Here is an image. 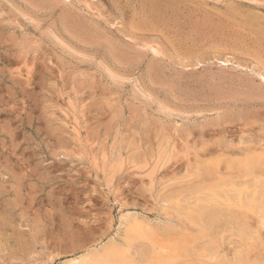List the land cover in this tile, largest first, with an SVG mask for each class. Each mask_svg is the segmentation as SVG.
<instances>
[{
	"label": "rangeland",
	"instance_id": "rangeland-1",
	"mask_svg": "<svg viewBox=\"0 0 264 264\" xmlns=\"http://www.w3.org/2000/svg\"><path fill=\"white\" fill-rule=\"evenodd\" d=\"M246 188L264 0H0V264H264Z\"/></svg>",
	"mask_w": 264,
	"mask_h": 264
},
{
	"label": "bare ground",
	"instance_id": "bare-ground-1",
	"mask_svg": "<svg viewBox=\"0 0 264 264\" xmlns=\"http://www.w3.org/2000/svg\"><path fill=\"white\" fill-rule=\"evenodd\" d=\"M243 175V174H242ZM220 192V191H219ZM252 192L254 193V195L252 194ZM212 193H213V191H212ZM225 197H226V199L224 200V201H226V205L225 206H228V205H234V206H237V205H239V203L241 204V205H246V202H249L250 204H254V203H256V207H257V210L259 211V212H261L262 211V213L264 214V189H262V190H253V191H250L248 188H246V189H244V190H241V193L240 192H237V194L236 195H232V196H230L229 194H223ZM222 195V196H223ZM236 197H238V199H239V201H238V203H236ZM219 198H221V196H219V194L217 193V194H213V195H211V199H215V201H219ZM224 198V197H223ZM196 200H199V199H196ZM234 202H233V201ZM259 201V202H258ZM193 202V201H192ZM195 202V201H194ZM193 202V203H194ZM198 202V201H197ZM206 202V201H205ZM214 202V201H213ZM191 204V203H190ZM207 204V203H206ZM210 204V206L211 207H213L212 205H211V203H209ZM250 204H249V206H250ZM183 205V204H182ZM253 206H255V205H253ZM186 207V206H185ZM201 207V206H200ZM202 207H204L203 205H202ZM215 207V206H214ZM255 207V208H256ZM188 208V207H187ZM246 208H249L248 206L246 207ZM218 208L216 207V209H215V212H216V210H217ZM193 210V209H192ZM197 210V209H196ZM195 210V211H196ZM199 210V209H198ZM202 210V209H201ZM205 210V209H204ZM213 210V209H212ZM223 210V209H222ZM245 210V209H244ZM251 210V209H250ZM218 211V210H217ZM226 211V210H225ZM256 211V210H255ZM198 212V211H197ZM203 212V211H202ZM201 212V213H202ZM228 212V211H227ZM230 212H232V211H230ZM200 213V212H199ZM206 213H207V211H206ZM205 213V214H206ZM225 213V212H224ZM232 213H234V212H232ZM204 214V213H203ZM239 214V213H238ZM233 215V214H232ZM234 215H235V213H234ZM257 215V214H256ZM202 216H204V215H202L201 214V217ZM238 216V215H237ZM236 216V217H237ZM221 218V217H220ZM223 218V217H222ZM235 218V217H234ZM244 218V217H243ZM216 219V218H215ZM237 219V218H236ZM235 220V219H234ZM240 221V220H239ZM212 224H214V221L213 220H211L210 221ZM221 223V222H220ZM231 223V222H230ZM233 224H234V222H232ZM239 224V223H238ZM218 225V224H217ZM235 225H237V223L235 224ZM231 226V225H230ZM246 226V225H245ZM217 227V226H216ZM223 227H226V226H223ZM247 227V226H246ZM245 227V228H246ZM210 228V227H209ZM219 228V227H218ZM228 228V227H227ZM226 228V229H227ZM239 228V227H238ZM248 228V227H247ZM246 228V229H247ZM220 229H221V227H220ZM225 229V230H226ZM244 229V228H243ZM221 230H224V229H221ZM220 230V231H221ZM235 230V229H234ZM215 231V230H214ZM237 231V230H236ZM241 231H243V230H241ZM212 233H213V231H211ZM227 232V231H226ZM225 232V233H226ZM230 232H231V230H230ZM234 232V231H233ZM240 232V231H239ZM247 232V231H246ZM220 233V232H219ZM218 233V234H219ZM229 233V232H228ZM238 233V232H237ZM236 233V234H237ZM221 234V233H220ZM231 235H232V233H230ZM235 234V233H234ZM239 234V233H238ZM245 235H247V237H249V234H246V233H244ZM243 234V235H244ZM239 235H241V234H239ZM243 235L241 236V237H243ZM220 235H218V237H219ZM234 236V235H233ZM250 236H251V233H250ZM246 237V236H245ZM144 238V237H143ZM244 238H242V240H243ZM246 239V238H245ZM246 241V240H245ZM163 249V248H162ZM158 250V249H157ZM161 251V250H160ZM109 255V254H108ZM159 255V254H158ZM157 254H156V256H158ZM187 256V255H186ZM248 256V255H247ZM106 257V256H105ZM112 257H114V256H112ZM158 257H160V256H158ZM104 258V257H103ZM109 258V257H108ZM249 258V256L248 257H238V258H236V260L234 261L236 264H251L252 262H251V260H249L248 259ZM110 259H112V258H110ZM214 259V258H213ZM106 260V259H105ZM209 260V259H208ZM91 261V260H90ZM89 261V262H90ZM119 261V260H118ZM203 261V260H202ZM215 261V260H214ZM88 262V261H87ZM98 262V261H97ZM96 262V263H97ZM220 263L222 262V261H219ZM234 262H232V263H234ZM92 263H94V262H92ZM99 263V262H98ZM209 263V262H208ZM207 263V264H208ZM214 263V262H213ZM95 264V263H94ZM100 264H117V263H113V262H111V261H106V262H104V263H100ZM200 264H206V263H200ZM215 264V263H214ZM219 264V263H218ZM224 264V263H223Z\"/></svg>",
	"mask_w": 264,
	"mask_h": 264
}]
</instances>
